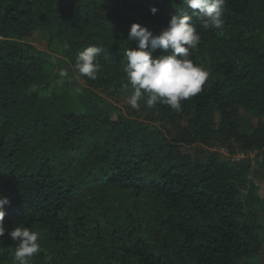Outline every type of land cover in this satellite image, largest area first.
<instances>
[{
  "label": "trees",
  "instance_id": "trees-1",
  "mask_svg": "<svg viewBox=\"0 0 264 264\" xmlns=\"http://www.w3.org/2000/svg\"><path fill=\"white\" fill-rule=\"evenodd\" d=\"M191 11L180 0H0V264H17L16 227L40 234L29 264H253L262 253L264 196L251 165L219 149L264 150V0H226L222 31L194 18L192 60L210 74L181 110L141 101L144 117L128 118L94 91L132 92L133 23L158 35ZM35 31L63 42L73 70L86 47L103 48L97 79L48 81L46 54L23 42ZM197 143L209 147L200 163L182 149Z\"/></svg>",
  "mask_w": 264,
  "mask_h": 264
},
{
  "label": "clouds",
  "instance_id": "clouds-1",
  "mask_svg": "<svg viewBox=\"0 0 264 264\" xmlns=\"http://www.w3.org/2000/svg\"><path fill=\"white\" fill-rule=\"evenodd\" d=\"M180 4L191 9V14L173 15L168 27L158 35L138 23L130 27L127 40L135 42L136 47L125 50L127 62L123 71L132 87L127 103L133 108H140L143 101L148 108L159 103L179 111L181 102L200 93L209 77V71L192 60V53L201 41L194 18L202 20L205 29L222 31L226 0H180ZM150 12L155 15L158 8L153 6ZM158 49L161 54L156 56L154 53ZM102 51L103 48L91 45L78 53L74 64L76 72L91 80L97 79L101 67L98 57ZM58 76L68 77V69L61 68ZM9 203L7 197H0V240L6 233L5 205ZM7 235L16 244L14 260L17 264H29L34 256L40 254L38 232L16 227Z\"/></svg>",
  "mask_w": 264,
  "mask_h": 264
},
{
  "label": "rangeland",
  "instance_id": "rangeland-1",
  "mask_svg": "<svg viewBox=\"0 0 264 264\" xmlns=\"http://www.w3.org/2000/svg\"><path fill=\"white\" fill-rule=\"evenodd\" d=\"M24 43L30 45L35 49V51L42 52L46 54L47 59L49 60V65L47 66V77L48 81L56 78L59 82L64 83L68 82L72 87L76 88L79 84L84 83L81 78V75L78 74L75 70L70 67L69 61L62 54L63 42L57 38L55 42H51V35L49 31H35L28 38L23 40ZM61 68H67L69 72V76L65 78H60L58 76V72ZM94 91L98 93L102 98H104L109 103L113 104L117 108H119L122 114L128 118H143L145 113L143 110V105L140 102V108H133L130 104L127 103V97L131 93H119L113 90H101L99 88H95ZM155 123L165 132L169 138L173 137L176 133V129L172 123H169L168 120H156ZM243 128L247 130V126L243 124ZM209 147L204 146L201 143H197L190 147L183 146V151L189 153L196 163H200L206 160V150ZM211 151L215 149H210ZM220 152L227 156L233 157L239 167H247L251 165V157L250 155L255 152L246 153L243 151L238 145H234L231 150L226 148L219 149ZM259 156V154H258ZM257 156V157H258ZM258 165V164H257ZM252 167V166H251ZM248 178L246 181L244 180V185L247 186ZM260 194L264 196V189L260 190ZM264 236V233H262ZM264 238V237H263ZM259 263L264 264V247L262 253L258 256Z\"/></svg>",
  "mask_w": 264,
  "mask_h": 264
},
{
  "label": "crops",
  "instance_id": "crops-1",
  "mask_svg": "<svg viewBox=\"0 0 264 264\" xmlns=\"http://www.w3.org/2000/svg\"><path fill=\"white\" fill-rule=\"evenodd\" d=\"M250 157L252 159L251 161L252 168L250 170L249 177L253 181V183L260 188V190L264 189V150L257 151L256 153H252ZM257 260H259L258 257L254 259L253 264H261Z\"/></svg>",
  "mask_w": 264,
  "mask_h": 264
}]
</instances>
